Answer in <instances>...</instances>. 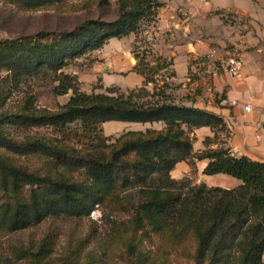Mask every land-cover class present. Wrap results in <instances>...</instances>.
Returning a JSON list of instances; mask_svg holds the SVG:
<instances>
[{"label": "trees", "instance_id": "obj_1", "mask_svg": "<svg viewBox=\"0 0 264 264\" xmlns=\"http://www.w3.org/2000/svg\"><path fill=\"white\" fill-rule=\"evenodd\" d=\"M65 1L17 0L26 9ZM98 1L111 5V0ZM115 3L117 15L109 21L88 18L52 37L37 33L0 41V232L24 231L50 218L90 216L99 206L122 207L131 211L130 230L150 240H166L193 264H264V162L234 156L227 140L218 135L221 131L229 136L223 117L177 103L166 83H155L154 76L171 63H160L161 57L158 67L141 63L136 71L145 77L144 85L128 94L109 88V93L82 92L77 76L63 71L73 59L110 39L137 33L147 18L155 22L163 6L161 0ZM40 75L57 83L58 95L73 90L67 103L49 111L27 95L20 105H8L13 88ZM149 81L155 83L153 91L146 88ZM78 121L93 130L110 121L164 122L165 127L128 131L115 143L95 144L86 152L17 135L30 127L66 129ZM203 126L215 132L206 144L216 141L220 146L195 153L192 132ZM31 155L49 159L51 169L41 172L16 163V156ZM192 156L209 160L204 175L223 173L242 183L224 188L171 177L177 163ZM62 170H83L85 178L75 180ZM53 247L54 239L48 236L37 247L19 248L17 254L21 260L44 264ZM130 247L134 254L136 246ZM139 254L145 256L134 255Z\"/></svg>", "mask_w": 264, "mask_h": 264}, {"label": "rangeland", "instance_id": "obj_2", "mask_svg": "<svg viewBox=\"0 0 264 264\" xmlns=\"http://www.w3.org/2000/svg\"><path fill=\"white\" fill-rule=\"evenodd\" d=\"M179 1L180 8L192 6L188 0ZM195 1L196 10L202 13L196 12L197 39L207 42L210 50L217 51L218 55L235 51L233 50L235 44L230 42L229 37L231 34L235 35L236 32L230 26L237 21L236 14L228 12L225 15H220L218 17L222 19L221 21L210 12L205 17L203 14L206 13V6L211 0ZM117 8L115 0H111L110 6L100 5L98 0H66L58 5L40 9L23 8L17 0H0V41L13 40L37 33L50 34L52 37L63 31L72 30L88 18H101L109 21L116 17ZM147 20L144 21L140 31L132 34H136V40L145 41L149 46V40L144 37V34L141 36L143 30L147 28L146 26L154 23L150 22L149 18ZM247 21V18L242 19L243 24ZM133 37L134 35L120 39L112 38L103 47L73 59L63 71L77 76L79 90L82 92L88 94L109 93L107 92V88H109L117 94H128L130 90L140 86L133 88L105 86L104 76L111 71L109 63L121 61L123 64L134 66L137 70L143 62L148 63L149 67H158L160 58L155 56L152 60L154 63H151L147 60L150 48L142 49L135 42L132 43L131 49L126 50L124 45L126 39ZM194 48V45L188 46V49L193 50ZM111 55L116 56L115 59L110 58ZM166 62L172 64L171 60L166 59ZM160 63H164V59L161 58ZM171 64L159 70L154 79L159 86L166 83L169 86L167 91L174 95L172 91L175 86L166 79V77L171 78L172 73L174 74ZM50 80V77L43 75L30 80L25 79L12 89L8 105L16 107L27 95H32L39 108L49 111L58 110L61 105L67 103L73 90H69L64 95H58L55 92L57 83ZM161 80L162 83H160ZM155 83L149 81L146 88L153 91ZM96 128V130L86 128L81 121H78L66 129L49 126L30 127L18 131L17 135L42 138L55 144L74 147L77 151L86 152L95 144L102 146L115 143L121 135L128 131L145 132L149 129L142 128L140 122L124 121L102 123L98 124ZM99 138H101L100 142ZM15 160L16 163L26 168L39 169L41 172L51 169L49 159L42 155L16 156ZM196 160L194 156L188 158L187 163L190 169L186 172H177L178 177H174L171 172V177L176 180L191 181L192 184L203 182V175L197 168ZM62 171L75 180L85 178L83 170ZM130 213V210H125L122 207L99 206L90 216L50 218L40 225L24 231L16 233L2 231L0 232V264H36L31 259H19L20 254L18 255L17 252L19 248L37 247L48 236H52L54 239V247L52 253L48 254L47 259L43 262L44 264H193L190 257L175 249L166 240L160 237L150 240L146 234L130 230L132 229L130 223L128 224ZM130 246H136L135 253H145V256L140 258V254L138 256L134 255L135 253L132 254L130 249L134 247Z\"/></svg>", "mask_w": 264, "mask_h": 264}, {"label": "crops", "instance_id": "obj_3", "mask_svg": "<svg viewBox=\"0 0 264 264\" xmlns=\"http://www.w3.org/2000/svg\"><path fill=\"white\" fill-rule=\"evenodd\" d=\"M161 1L163 6L158 11L156 21L147 25L141 33V36L144 34L149 40L150 45L147 46L145 41L136 40V34H130L134 37L126 39V50L131 49L132 43L135 42L142 49L150 48L147 60L151 63H154L152 60L155 56L171 60L174 74L166 79L175 86L172 91L174 100L186 106L212 111L223 117L229 136L225 137L226 134L221 131L218 135L220 139L227 140L232 154L264 162V0H211L206 6V13L203 14L205 17L209 12L216 17L228 12L236 14L237 21L230 24L236 32L229 38L230 42L235 44L233 50L239 51L245 62L238 76L215 72L213 60L207 58L211 51L209 45L197 39L196 12L202 13L196 10L195 0H188L192 6L182 8L179 6V0ZM244 18L248 20L245 24L242 23ZM221 20L219 18V21ZM189 45H194L195 48L188 49ZM228 53L231 52L219 55ZM109 57L115 59L116 56ZM109 65L111 71L104 76L105 86L133 88L143 85L145 77L138 73L134 66L123 64L121 61L110 62ZM162 82L161 80L160 83ZM233 100L238 104L234 105ZM246 104L251 106L250 110H245ZM141 126L145 129H163L165 123L146 122L141 123ZM192 136L194 152L220 146L216 141L209 144L204 142L206 138L215 136V132L208 126L194 129ZM208 162V159L196 160L197 168L205 177L204 182L208 186L235 188L242 183L240 179L223 173L204 175L203 169ZM189 169L186 161L179 162L172 175L178 177L177 172H186Z\"/></svg>", "mask_w": 264, "mask_h": 264}, {"label": "built area", "instance_id": "obj_4", "mask_svg": "<svg viewBox=\"0 0 264 264\" xmlns=\"http://www.w3.org/2000/svg\"><path fill=\"white\" fill-rule=\"evenodd\" d=\"M207 58L213 60L215 72H223L230 76L240 75L245 64L242 54L237 50L223 56L218 55L217 51L213 50L207 55ZM232 103L238 104L236 100H233ZM244 108L250 110L251 106L246 104Z\"/></svg>", "mask_w": 264, "mask_h": 264}, {"label": "water", "instance_id": "obj_5", "mask_svg": "<svg viewBox=\"0 0 264 264\" xmlns=\"http://www.w3.org/2000/svg\"><path fill=\"white\" fill-rule=\"evenodd\" d=\"M202 180L204 181L205 180V177H202Z\"/></svg>", "mask_w": 264, "mask_h": 264}]
</instances>
